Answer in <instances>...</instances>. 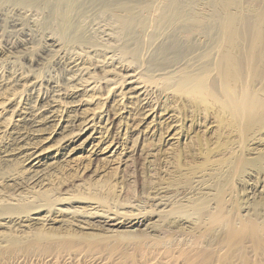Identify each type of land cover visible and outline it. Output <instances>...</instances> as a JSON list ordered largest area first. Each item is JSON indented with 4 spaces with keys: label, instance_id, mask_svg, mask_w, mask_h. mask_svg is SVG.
Listing matches in <instances>:
<instances>
[{
    "label": "rangeland",
    "instance_id": "374dc122",
    "mask_svg": "<svg viewBox=\"0 0 264 264\" xmlns=\"http://www.w3.org/2000/svg\"><path fill=\"white\" fill-rule=\"evenodd\" d=\"M179 1L182 5L195 2L208 18L217 11L216 6L222 0ZM238 1L237 10L245 16H251L252 9L264 8V0L262 3L261 0L259 3L258 0ZM166 2L168 0H128L127 6L136 5L142 17L148 18V28L142 30L144 34L138 30L136 35H127V30L120 26L125 10L86 5L73 15V21L87 40L85 43L77 38L67 39L60 29L62 21L50 19L48 11L35 6L5 4L0 0L7 15L2 22L4 25L0 26V75L7 83L0 84V104L8 102L7 99L22 89L11 80L16 75L39 77L43 86L51 91L54 86L65 85L66 78L78 72L77 67H73L76 63L83 70L84 79L92 82V86L96 83L100 86L96 93H78L79 99L87 100L81 114L97 116L89 130L92 134L89 139L86 140L88 132L73 142L71 131L75 129L67 127L55 135H50V129L44 130L46 140L41 142L47 157L40 169L49 172L51 185L45 186L49 191L43 198L48 196L47 201H56L58 197L75 196L78 200L72 204L58 205L71 210L85 206L84 201L92 199L116 205L126 212L137 213L138 210L129 206L136 203L139 209L155 212L147 216L143 224L124 226L115 232L99 226L89 229L67 226L66 221H58L63 217L56 214L51 216L55 219L45 225L39 219L18 223L16 216H2L0 264H264V232L257 240L245 236L242 241H234L229 235L232 225L238 226L242 220H253L264 226V122L246 130L243 128L246 122L233 120L220 104L205 102V106L193 94L175 87L179 74L198 71L203 61L200 53L212 49L215 39L227 44L228 38L224 34L217 38L214 29L196 33L190 41L184 40L177 31L180 23L165 29L167 31L154 33V20L162 13ZM10 18L23 22L30 36L13 28L8 22ZM262 20V31L254 34L258 37L264 33ZM241 28L247 40L241 37L240 47L237 45L246 59L241 79L245 84L249 82L247 86L259 90L261 80L249 77V71L257 68L256 72H261L264 57H249L246 52H249L251 41L248 40L252 39L253 31L247 26ZM172 37H176L177 47L166 49ZM17 40L25 43L27 53L10 47ZM54 40L58 45H49ZM46 45L56 51L39 57L36 52ZM125 46L135 50L123 54ZM220 51L212 50V61L219 58ZM246 63L254 64V68L250 64L247 68ZM137 73L147 84L145 94L139 93L144 89L132 93L129 90V75ZM122 78V89L110 95L115 79ZM218 90L220 94L222 90ZM108 94L110 97L104 99ZM72 99L68 101L76 98ZM71 109L74 108L68 110L71 112ZM64 123L67 124L66 120ZM12 129L7 131L6 138L0 135V203L9 202L18 193L23 196L28 188L27 182L21 186L16 184V181H25L28 174L25 169L29 165L23 154L7 152L11 150L7 143L10 136L16 135L17 128ZM44 167L46 170L42 169ZM161 187L169 190L176 214L165 215L163 207L152 203L150 198L156 196ZM181 192L185 198L178 200ZM200 203L203 208L198 206ZM183 205L186 209H182ZM219 210L222 220L215 223L212 215ZM41 214L49 213L45 210ZM60 238L75 243L62 245L58 243Z\"/></svg>",
    "mask_w": 264,
    "mask_h": 264
},
{
    "label": "bare ground",
    "instance_id": "6f19581e",
    "mask_svg": "<svg viewBox=\"0 0 264 264\" xmlns=\"http://www.w3.org/2000/svg\"><path fill=\"white\" fill-rule=\"evenodd\" d=\"M1 1L2 3L5 4H14L17 6L20 5L35 6L41 10L43 9L44 11H48V13L50 14V19L51 18L52 20L59 19L62 21L60 29L62 33L69 40L71 39L73 40V38H77L78 39L77 41H84V42L87 41L85 38H83L84 35H82V33L79 31V28L75 23V21H73V17H74L73 15L76 12L82 11L84 7L88 4H93V5L98 4L101 5L102 8L110 7L112 8L113 11L115 8L117 10H125L126 15L121 17L120 26L122 27V30H127V35H129L128 33L130 34L135 33L136 35V31L139 32L141 30L142 32L144 28H148L147 27L148 18L142 17V13L136 10V5L127 6L128 0H1ZM190 2L187 3L188 5H182L179 0H168V2L164 4V8H162L163 9L162 13L161 14L159 13L158 17L156 16L157 19L154 20L155 21L154 33L157 34L159 31H164L165 29L170 28V26H173L176 23H180V27L177 31L182 33L184 40L190 41L193 39V36H195L196 33L198 34L203 32H213V30L215 29L214 33L216 34V37L218 38L220 34H224L228 38V42L226 39L225 42H227V44H223L218 39H215V42L213 41L214 45H212L213 48L210 47L212 49L203 51L202 54L200 53L201 55L200 57L203 61L201 62L202 66L199 67L198 71L197 70H195L196 72L184 71L181 74H179L177 80L174 83L175 87L183 91L184 93H188L191 95L193 94L195 98L199 99L202 102V104H205V102L206 103L210 102L209 104H211V102L214 104L215 103L220 104L223 110L227 111L233 116L234 118L233 120L237 119L243 122L245 121L246 124H244L245 122L244 123L242 122V124H244V126L243 125L242 126L246 130L250 129L254 125H258L260 122H264V68L261 69L262 70L261 72L258 71V73L256 72L257 68L254 69L255 71L254 70L249 71L251 72L249 77L251 78L259 77V79L262 82V87L261 88L259 87L260 88V89L258 88L259 90H257V88L255 90V87L254 89H252V87L247 86L249 82L245 84V82L241 79V77L243 76L242 75L244 68L243 61L245 58H243V55L240 51L241 49L237 48L238 42L240 41L239 38L241 37L244 38V33L240 31V29L242 30L241 26H245V27L247 26L249 30L253 31L252 33L253 36L251 40H248L251 41V44L249 47V52L246 53H249L248 55L251 58L252 57L262 58V56L264 57V51H261V49H263L264 47V33L262 36L259 34L261 36V37L259 36L260 38L257 35H254L257 31H262L261 21H263L262 19L264 18H261V16H264V8L260 11H257V9H252L248 6V8H250V10L252 9L253 12L249 11L252 13V15L245 16L240 13L241 10H239L240 12L237 10L238 9L237 5H239L238 0H222L221 2L218 1L220 2L218 3V5L216 4L217 11H215L210 17L207 18L199 10L200 8L198 9L194 5L195 2L194 3L193 2L190 3ZM262 2L263 1L261 0V3ZM260 7L261 6H259L258 10L261 9ZM5 11L3 10L0 4V26L2 22L6 21L7 15ZM160 11L161 10H159V12ZM8 22L10 25H12L13 28L14 27L18 28L19 31H24L26 33L25 34L26 36H30L28 34L29 32L27 33L24 29L25 28L24 23L21 22L20 20L18 21L16 19L10 18ZM2 24L4 25V23ZM142 33L144 34V31ZM173 34L174 33H172V35ZM255 36H257L258 38L257 37L255 38ZM248 38L250 37L248 36ZM175 39L174 37L169 39L168 40L169 42L166 45L167 47L165 48L167 49L169 47L173 49V47H177L176 46L177 41ZM13 42H14L13 44L12 43L10 44V47L12 49L15 50L22 49L23 50L22 52L24 53L28 52L27 47L24 45L25 43L22 44L18 40L16 42L15 41ZM55 44L58 45V43L54 40L53 43L49 45H55ZM239 45L238 47H240ZM48 47H49L48 45H46L45 47H41L36 52L37 55L41 57V54L42 55L46 54V56L52 54L51 52L54 49ZM217 48L221 50L220 51L221 53H219L220 56L216 61L215 60L212 61L213 57L211 56V52L212 50ZM133 49L134 47L128 50V47L126 48L125 46L123 49V54L128 53L130 50L132 51ZM159 52H161V50ZM163 52L165 51H162V53ZM159 55H163V54L159 53ZM57 61L59 62L61 60H57ZM246 62H248V59ZM254 62L252 61V63ZM261 62L264 63V61L262 60ZM249 64L246 65L247 68ZM251 64L250 66H253L254 68V64L253 65ZM73 67H77L75 71L78 70V72H76L71 77L66 78L67 80L65 82V85L60 84V86H56V87L54 86L52 90L50 89L51 91H49V88L46 89L43 86V83L41 82L39 77H30L24 75L20 76V75H16L17 74L16 73L15 74L16 76L14 78H11V80L13 79L14 84L16 86H20V88L22 89L17 91L15 94H13L14 96L10 95L12 97L7 99L8 102H1L0 104V135L3 134L2 136H5L6 138L8 130L12 128L13 129L17 128L14 132V134L16 135L10 136L9 139L10 142H7L8 147L10 145V149H11L10 151L7 152L20 153V154L22 153L24 157L23 159L24 161L27 162V165H29V167L27 166L28 168L25 169L26 171H28V174L25 175V181L21 180V182H19L14 180L13 178H11V180L16 181V184L18 185L27 182V184L25 185H28V188L26 189V193L23 194V196L20 193H18L15 194V197L11 198L13 201L10 200L9 202H5L6 204L0 203V218H3L2 216H4V218L7 217L13 218L14 216H16L18 217L17 219H19L18 223L26 222V221L30 222L32 219H39L45 225L52 219H55L52 218L51 216L53 214H56L57 216L63 217L62 219H58V221L59 220L66 221L65 223H67V226L75 225L82 229H89V228H94L95 226H99L102 229H105L107 231H114V232L117 229L124 226L133 227L135 225H141L145 222L147 216L153 213L155 214V212L151 210L146 211L139 209L140 206L138 207L137 203L129 205L131 207H134L136 210H138V212L135 213V212H126L124 210H120L118 206L116 205L111 206L105 204V202H101L102 200L92 201V199L87 198L86 200L88 199L89 200L84 201L87 202L85 206L81 205L80 208H75L74 210H71L69 207H65V208L62 206L58 207V205L72 204L73 202H75V200H78V198H76L75 196L58 197L56 201L54 200L47 201L48 196L46 199L43 198L45 195H47L46 193L49 191L48 188H45V186L51 185V182L48 181L50 180L48 177L50 175L49 172L47 171L42 172V170L40 169V167L44 163L43 162L44 159L47 157L46 149L45 147L43 148L44 144L42 145L41 142L45 137L43 135L44 130L50 129L49 132L50 135H55L59 133L60 129L62 128L65 129L67 127L70 130L75 129V131H71L73 133L72 140L73 142H75L82 139L89 132V130L92 129L94 121L95 119H97L96 114H91V115L88 114L86 116L85 115L83 116L81 114L83 113L81 112L83 111L82 106L86 104L87 100L81 98L79 99L78 93L81 91H89V92L93 91V93H96L94 91L95 90L98 91L97 89L100 86L99 85L97 86V83L92 86V82H89V80L84 79L83 70L78 67L77 63L74 64ZM216 75L219 77L218 78L219 80H217ZM129 76L131 77V79H129L130 81L127 80V82H129L131 86L129 87L131 93L138 91V89H144L139 93L145 94L147 84L144 80L141 79V76H139L138 73L130 74ZM1 77L2 76L0 75V84L5 85L6 82L4 83L3 81L4 78L1 79ZM115 80H116L115 86L112 87L113 91H111V93L109 92L110 95L114 94L116 89L118 88L122 89L124 82L123 78L120 79L119 81H117V79ZM255 83L258 84V82ZM252 85L254 84L252 83ZM252 85L250 84V86ZM15 88L16 87H14L13 89ZM217 88L222 90L220 94L217 92L218 90ZM110 95L108 94L106 97H104V99L105 98L108 99ZM72 97L73 99L74 98L76 99L75 100L72 99L73 100L72 102L68 101V99ZM206 105L207 104H205V106ZM70 108H74L73 110L71 109L72 110L71 112L73 113H71L70 110H68ZM7 114H9V117H6ZM65 115L69 117L66 118ZM65 120L67 124L64 123ZM259 125L262 124L260 123ZM89 133L87 134L88 136H86V140L89 139L92 135L91 132ZM40 135L44 137L40 139L41 137ZM47 136H49V134ZM50 137L51 136L47 138ZM39 139L40 141H37ZM45 140L46 139H44L43 141ZM42 169L46 170L45 167ZM37 187H39V189H35ZM168 191L169 190H167V188L161 187L159 189V192L156 191L157 193L156 196L151 197L150 199L154 201L152 202L153 204L158 205V207H163L161 210L163 213H165V215L176 214L177 209L173 207V202L169 199L170 195H168L169 194ZM181 194L182 192L178 194V197ZM184 198L185 197L181 195L178 198V200H183ZM80 200H84V199H80ZM51 201H53V203H51ZM201 204L202 203H200L198 206L203 208L202 207L203 204L202 205ZM180 207L181 206H179V208ZM183 208L184 205L182 209ZM45 210L49 214H45L43 216L41 212ZM180 211L178 213H180ZM65 215H68L69 218L65 219L64 218ZM221 220H222V216L220 210L218 213L212 215L213 222L219 223L221 222ZM263 232H264V226L261 223L246 219V220H242L238 226L232 225L229 235H230V239L234 241L235 240L240 241L239 239H241L242 241V238H244L245 236H249L253 240H257L258 237L261 236V234H263ZM37 239L38 238L34 239V241H36ZM58 243L67 246V245H73L75 242L74 240H69V239L61 240L60 238V240H58Z\"/></svg>",
    "mask_w": 264,
    "mask_h": 264
}]
</instances>
